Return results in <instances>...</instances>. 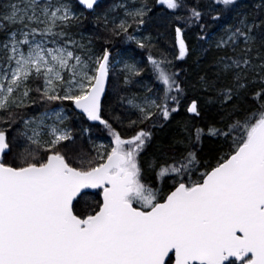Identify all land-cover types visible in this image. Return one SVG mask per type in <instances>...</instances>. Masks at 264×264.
I'll return each mask as SVG.
<instances>
[{
	"label": "snow or ice",
	"instance_id": "obj_1",
	"mask_svg": "<svg viewBox=\"0 0 264 264\" xmlns=\"http://www.w3.org/2000/svg\"><path fill=\"white\" fill-rule=\"evenodd\" d=\"M0 264H264V0H0Z\"/></svg>",
	"mask_w": 264,
	"mask_h": 264
},
{
	"label": "trees",
	"instance_id": "obj_2",
	"mask_svg": "<svg viewBox=\"0 0 264 264\" xmlns=\"http://www.w3.org/2000/svg\"><path fill=\"white\" fill-rule=\"evenodd\" d=\"M121 2V0H104L101 5L104 9H107L111 4L113 3H119ZM192 2H195V0H192ZM242 2L245 5H251L254 3V0H242ZM230 19V17H225L224 20H222L220 22L219 25H216L213 27L212 31H219L220 30V25L228 22V20ZM103 27V25L101 24L99 27L93 22L92 18L89 17L88 19L83 20V23L81 25V31L89 37H96V36H102L104 35L103 31L101 30ZM144 32L148 35L152 36V45L153 47L150 49H139L138 47H136L135 44H128L123 42L120 39H115L113 44L110 45L111 49H112V54L113 56H116L117 54H124L125 57L129 58V57H134L135 61L140 63L141 66L144 68L143 73L141 74V77H138L137 79H142L144 82L151 84L154 88L156 89H160L162 88V85H160L158 82L155 81L152 73H151V66L150 64H148L147 61V57L149 52H151L152 56L154 58L159 59L161 53L165 54L168 56L169 59H172V54L175 51L174 48L172 47V36L170 34L165 33V29L162 23L156 22L154 21L151 25L147 26L146 29H143ZM197 29L193 28L191 30H189L187 32V39H188V43L190 45H194L196 43V38L193 35L194 32H196ZM93 43L96 45L97 49H99L102 44L103 41L101 40H93ZM127 49V52H125L124 50ZM212 54H207L205 57V60H202L201 63L204 65V69L208 70L209 72L211 71L210 69V64L212 61ZM173 63L176 65L175 68H173V71H177L179 72L181 70V68H185V69H190L191 65H192V59H189L187 61V63L185 64L182 61L179 60H174ZM181 76H183V73H181ZM192 79H194L195 77L192 76L190 77ZM189 94H192L191 89L189 90ZM151 95V94H149ZM190 114L185 113V111L183 110V108L181 109V111L179 113H174L173 116L175 117V119L173 120L172 123V127L168 128L166 130V134L163 135H158L157 136V140H163L164 143H168L170 138L172 137V135L174 133H178L179 132V124L182 123L183 119ZM142 127H147V125H142ZM127 134H131L132 130L131 129H127L126 130ZM91 135L93 136V139L98 143V142H107L110 140V137H108L107 132L106 131H93V133H91ZM216 142L215 139L212 137H206L205 141H204V152L208 153L210 151H212L213 149L216 148ZM84 148L86 150H91L90 149V145L85 142L84 143ZM155 151L154 147H150L147 150V154H142V155H151L153 152ZM95 199H97V197L95 196H89L88 200L89 202H94Z\"/></svg>",
	"mask_w": 264,
	"mask_h": 264
},
{
	"label": "rangeland",
	"instance_id": "obj_3",
	"mask_svg": "<svg viewBox=\"0 0 264 264\" xmlns=\"http://www.w3.org/2000/svg\"><path fill=\"white\" fill-rule=\"evenodd\" d=\"M129 2H130V0H129ZM118 11H119V10H118ZM82 33H83V32H82ZM83 35H84L85 39L88 38V36L85 35L84 33H83ZM138 35H148V34H146V33L144 32V30L142 29V30H141V33H138ZM116 57H117V59H120V58L128 59V58L125 57L124 54H122V53H121V54H117ZM107 142H108V141H107ZM107 142H98V144H99V143H107Z\"/></svg>",
	"mask_w": 264,
	"mask_h": 264
},
{
	"label": "water",
	"instance_id": "obj_4",
	"mask_svg": "<svg viewBox=\"0 0 264 264\" xmlns=\"http://www.w3.org/2000/svg\"><path fill=\"white\" fill-rule=\"evenodd\" d=\"M103 2V0H100V3H102ZM90 192H94L95 190H89Z\"/></svg>",
	"mask_w": 264,
	"mask_h": 264
},
{
	"label": "bare ground",
	"instance_id": "obj_5",
	"mask_svg": "<svg viewBox=\"0 0 264 264\" xmlns=\"http://www.w3.org/2000/svg\"><path fill=\"white\" fill-rule=\"evenodd\" d=\"M104 1V0H103Z\"/></svg>",
	"mask_w": 264,
	"mask_h": 264
}]
</instances>
